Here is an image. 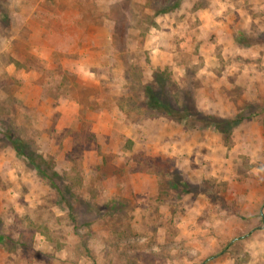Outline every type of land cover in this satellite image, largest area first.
Returning <instances> with one entry per match:
<instances>
[{
	"label": "rangeland",
	"instance_id": "obj_1",
	"mask_svg": "<svg viewBox=\"0 0 264 264\" xmlns=\"http://www.w3.org/2000/svg\"><path fill=\"white\" fill-rule=\"evenodd\" d=\"M193 2L0 0V264H264V115L232 129L225 146L233 147L235 170L225 180L194 176L153 153L142 127L154 119L146 99L177 108L194 102L226 120L264 110L260 85L219 82L228 65L213 75L198 71L192 13L207 2ZM25 14L90 51L104 24L105 52H67L91 64L74 72L54 54L49 69L28 53ZM152 62L168 65L152 69ZM257 66L247 64L250 77ZM21 69L38 73L28 89L40 93L25 92L29 101L17 94ZM227 97L240 113L220 114ZM174 169L183 184H175Z\"/></svg>",
	"mask_w": 264,
	"mask_h": 264
},
{
	"label": "crops",
	"instance_id": "obj_2",
	"mask_svg": "<svg viewBox=\"0 0 264 264\" xmlns=\"http://www.w3.org/2000/svg\"><path fill=\"white\" fill-rule=\"evenodd\" d=\"M193 1V3H196L201 0ZM206 2L207 5H201L192 13V19L198 22V32L194 30L193 43L198 46L197 50H199L198 64H203L198 71L200 74L208 72L213 75L214 72L219 73L220 69L228 65L227 69L229 68V70L226 71L224 76L219 77V82L224 83V86L228 85V87L234 88L235 82H232V79H238L236 85L243 89L253 84H258L264 89V78H262V69L264 68V0H206ZM246 5L252 6L250 7L252 10H249L251 12L246 13ZM252 17L259 19L258 23L253 24L254 27H251L252 22L250 20ZM105 29L104 24L100 28H96V34L99 38L94 41L93 46L95 49L90 51L88 43L78 42L75 45L73 40H69L66 36L56 35L34 14L24 15L21 28L25 31L26 39L24 42L30 56L38 58L46 64L47 68L51 69L53 64H56L53 63L52 59L53 55L56 54L60 58L58 63L61 64L62 68L73 72L82 68V65L88 67L91 64H85L86 60H81L79 56L76 59H70L65 56L66 53L77 51L79 54L84 51L89 52L91 55L94 53L93 55H96V57L102 56L108 44ZM19 33L20 31H17L11 39L16 40ZM199 37L200 42H197L196 39L199 40ZM242 37H246V40L250 42L242 41ZM252 37H257L256 41L251 42L252 39H255ZM181 47L189 50L190 44L184 41ZM90 54L89 56L92 57L93 55ZM247 64H258V76L253 74L250 77ZM165 65L168 64L166 62H152L150 67L152 69L164 68ZM171 65L173 69L184 72V64ZM14 70L13 64H10L7 68L9 74L14 73ZM37 74L33 73L28 76L25 74L24 69L19 72V76L22 78V86L18 88L17 94L26 97L25 100L29 101L30 99V96H26L28 91L34 93V96L40 93V87L34 84L31 90L28 89L30 79L32 78V81H34L39 78ZM245 90L241 99L250 103L253 98ZM218 103L220 108L217 109L220 110L222 116L232 117L236 113H240V108L235 106L231 98L227 97L224 103L220 101ZM260 111L257 114L264 115V110ZM118 112L114 110V113ZM119 116L121 118L120 113ZM142 127L149 136L147 142L150 143L153 153L169 157L175 167L193 173L194 176H205L207 174L210 177L222 176L225 180L229 177L232 165L233 168L235 167L233 159L230 157L233 147H226L222 141V136L216 130H183L182 125L163 117L146 121ZM257 136L261 139L260 134H257ZM261 195H264L263 192H261ZM249 209H253V205ZM262 243L258 245V248L262 247L260 249L264 251L263 240Z\"/></svg>",
	"mask_w": 264,
	"mask_h": 264
},
{
	"label": "trees",
	"instance_id": "obj_3",
	"mask_svg": "<svg viewBox=\"0 0 264 264\" xmlns=\"http://www.w3.org/2000/svg\"><path fill=\"white\" fill-rule=\"evenodd\" d=\"M181 0H178V3ZM149 98V97H148ZM148 100L146 102V107L144 111H148L149 115L148 117H165L172 121H175L176 123L182 125L183 130H190V129H212L218 131L222 137H223V143L224 145L229 144V139L231 135L232 129L238 125L240 122L253 118L259 114L261 111L254 112L253 114L243 116L235 117L231 120H226L224 118H221L219 116H215L212 114H206L204 112H200L197 108V105L194 102H190L188 105L185 106V104H182L179 108L173 107L169 101L167 103H161L159 100ZM176 101H173L174 104ZM177 105V104H176ZM175 105V106H176ZM186 107V108H185ZM152 110V113L150 111ZM262 110V109H261ZM153 111H158L157 113L153 114ZM145 112V113H146ZM262 124H264V119L261 121ZM225 124H229V127L225 128ZM14 144V143H12ZM16 153L20 154L21 156H24L28 159V162L30 164H35V162L29 157V155L25 154L24 152H21L19 148L14 144L12 147ZM170 163L173 164L172 161ZM41 173V171H40ZM42 174V173H41ZM172 177L174 178L175 184H183L182 179L184 180V176L182 173H179L178 170L174 169V172H171ZM52 184V183H51ZM53 185V184H52ZM54 186V185H53Z\"/></svg>",
	"mask_w": 264,
	"mask_h": 264
}]
</instances>
